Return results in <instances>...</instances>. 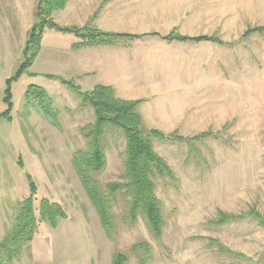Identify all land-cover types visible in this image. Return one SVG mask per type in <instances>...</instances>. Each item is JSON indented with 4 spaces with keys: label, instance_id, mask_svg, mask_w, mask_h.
<instances>
[{
    "label": "rangeland",
    "instance_id": "374dc122",
    "mask_svg": "<svg viewBox=\"0 0 264 264\" xmlns=\"http://www.w3.org/2000/svg\"><path fill=\"white\" fill-rule=\"evenodd\" d=\"M89 1L78 4L79 9L89 11L72 16L62 12V7L51 17L58 24L82 25L91 13L100 11L95 0L91 7ZM172 1L176 5H170L171 13L143 14L128 6L106 20L107 25L117 26L136 18L134 22L155 29L105 30L95 25L96 13L92 15V25L101 31L158 41L152 59L174 92L153 95V100L145 102L131 99L139 101L142 127L167 136L151 138L155 153L172 171V177L153 180L163 217L158 236L141 212L135 219L126 217L121 195L111 209L114 227L106 233L72 165L74 152L86 144L81 129L95 116L80 94L46 74L72 79L68 60L72 57L74 64L71 45L77 39L45 28L38 55L28 70L36 73L25 72L11 83V119L0 117V239L12 224L16 204L28 194L27 173L35 182L36 198L57 201L66 212L55 228L38 224L34 237L41 244L39 263L112 264L119 251L127 256L125 264H137L144 256L147 264H256L260 260L264 226L256 218L216 220L218 211L239 214L251 207L264 217V31L244 34L248 28L264 27V0ZM37 2L0 0V111L6 108L2 102L5 79L24 60L28 32L38 21ZM170 33L212 35L227 44L168 40L165 36ZM135 40L125 37L116 42ZM73 81L81 94L94 87ZM30 84L50 96L44 102H51L53 118L38 106L25 105L24 93ZM114 95L120 98L115 91ZM204 131L210 135L193 138ZM105 137L106 165L96 175L102 185L121 180L124 170L122 131L114 128ZM19 156L22 167L17 163ZM139 244L143 246L131 248ZM31 260L29 243L12 261Z\"/></svg>",
    "mask_w": 264,
    "mask_h": 264
},
{
    "label": "trees",
    "instance_id": "16d2710c",
    "mask_svg": "<svg viewBox=\"0 0 264 264\" xmlns=\"http://www.w3.org/2000/svg\"><path fill=\"white\" fill-rule=\"evenodd\" d=\"M64 0H38L35 9L37 22L31 25L25 41L23 52L24 60L19 64L15 72L5 79L2 102L6 108L0 111V117L11 119L13 106L11 83L17 80L23 73L29 72V67L40 50V43L45 28H51L62 33H70L75 40L71 47L79 49L87 46H97L104 44H114L120 38H136L137 34L106 32L95 28L92 25V17L81 26L58 24L51 17L52 12L63 7ZM264 27L258 26L248 28L244 34L251 32H263ZM243 34V35H244ZM168 40H178L181 42L210 41L219 45H225V41L216 36L207 35H182L170 33L165 36ZM51 79H57L62 84L68 86L82 100L86 101L93 109L95 116L91 124L82 127L81 131L86 144L74 152L72 165L80 182L85 189L90 201L95 207L104 231L110 233L114 227L113 213L111 211L113 203L117 202V195H121L124 203L126 217L135 219L137 213L141 212L148 224L149 229L155 236L161 232L163 217L161 202L155 194V177H172V171L165 160L157 155L153 149L152 137H167L156 129H144L142 118L137 111L138 100L121 99L114 95L111 86L98 84L91 90L81 91L72 79H65L58 75L46 74ZM25 105L38 106L50 118L52 116L51 102L45 103V99L50 98L45 94L42 87L30 84L24 93ZM51 100V98H50ZM53 122V121H52ZM119 129L125 137L124 150V170L121 180L112 181L102 185L96 175L103 170L106 165L105 142L106 134L112 129ZM209 132H200L193 138H203L209 136ZM168 137H173L169 135ZM176 137V136H175ZM17 163L22 167L21 157L17 158ZM28 182V194L22 198L15 206L12 224L5 236L0 239V264H10L13 258L17 257L23 247L32 241L37 232L38 224L45 223L55 228L60 219L66 217V212L62 205L46 197L36 198V185L29 174L26 173ZM37 202V204H36ZM251 215L264 226V217L255 207L248 211L232 214L218 211L216 222H225ZM134 245L131 248L141 247ZM233 255L244 257V254L231 251L221 247ZM260 260L256 264H264V250L260 255ZM147 256L140 257L137 264H147ZM127 256L123 252H116L113 255L112 264H125Z\"/></svg>",
    "mask_w": 264,
    "mask_h": 264
},
{
    "label": "crops",
    "instance_id": "0c3cea01",
    "mask_svg": "<svg viewBox=\"0 0 264 264\" xmlns=\"http://www.w3.org/2000/svg\"><path fill=\"white\" fill-rule=\"evenodd\" d=\"M92 1L93 0L89 1L88 3L89 7L92 6ZM95 1L97 8H100V11L98 12L97 10L95 11L96 13V18L94 20L95 25L105 30H115V31L121 30L120 32H126L125 30H133V29L158 28L155 26L148 27L146 25L138 24L134 22L136 18L132 20L131 23L123 22L117 26L107 25L106 24L107 18L110 17V15L114 11L120 10V12H122L121 10L122 7L133 6V8H137L136 10L142 11L143 14H150V13L155 14V13H171V10L169 8L170 5L173 6L176 5V3H174L172 0H107V1L95 0ZM78 4H79V0H67L61 11L72 16L78 15L79 13H84V11L86 10L89 11L88 8L86 9L84 7H81L79 9ZM83 5L84 4L82 3L81 6ZM149 8H158V9L145 10ZM88 11L86 13H88ZM94 14L91 13L88 19L91 18L92 15ZM101 21L102 23H100ZM70 25L81 26L76 23H71ZM65 34H70V33H65ZM135 39L136 40L134 42L132 41L130 44L129 41L128 42L121 41V42H115L114 44L87 46L79 49H73L71 47L72 50L75 51L74 52L75 61L73 64L72 57L71 60H68V62L70 63L68 64V68H69L68 77H72V80L75 79L90 83L91 86H95L98 84L111 86L115 91V93L118 96H120V98H124V99L125 98L144 99L145 102L147 100L148 101L153 100L154 98L153 95L160 94L159 97H161V96H166L168 94H174V92L171 93V89H169L167 79L165 78L163 81L162 77H160L162 68L156 62V60L152 59V56L154 55L153 45H158L159 44L157 43L158 41H154L155 39L144 40L145 38H140V39L135 38ZM142 55L144 56V58L142 57ZM33 63L34 60L32 64ZM164 63L166 67V63H169L168 57L164 59ZM167 71H169V69H167ZM35 73L36 72H34V74ZM47 74H53V73H47ZM165 75L168 76L167 73H165ZM160 87H164L166 91H164V93L159 92L158 88ZM44 235L46 236V233ZM36 236L30 242V254L32 260L27 263L22 262V264H55L51 262L39 263L38 260L41 253V244L40 241H35L37 238ZM22 256L20 258H22ZM90 259H92V257ZM12 262L11 264H14L16 261L13 263Z\"/></svg>",
    "mask_w": 264,
    "mask_h": 264
}]
</instances>
